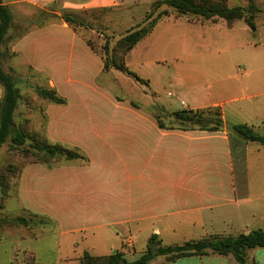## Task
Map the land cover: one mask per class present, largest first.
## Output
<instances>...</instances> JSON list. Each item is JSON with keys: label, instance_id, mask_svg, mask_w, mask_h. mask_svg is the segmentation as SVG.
Returning a JSON list of instances; mask_svg holds the SVG:
<instances>
[{"label": "crops", "instance_id": "0c3cea01", "mask_svg": "<svg viewBox=\"0 0 264 264\" xmlns=\"http://www.w3.org/2000/svg\"><path fill=\"white\" fill-rule=\"evenodd\" d=\"M0 1L11 13V30L16 23L31 24L11 44L6 40L7 74L18 77L20 95L14 122L22 101L36 96L43 121L39 133L49 143L84 157L22 165L5 197L6 205L0 207L2 219L29 215L44 224L51 221L61 243L90 234L87 253L96 257L118 251L105 247L103 240L119 232L124 246L133 248V242L132 246L124 242L129 237L133 241L131 229L141 236H162L161 246L172 245L168 241L264 232V145L227 129L247 125L264 136V62L260 65L264 55L254 50L257 45L252 40L244 39L236 47L247 58L233 60L223 69V59L207 52L206 46L185 34L171 35L192 24L182 18L164 19L126 54V70H105L104 56L92 49V33L82 29L77 16L108 9L105 0ZM64 15L77 24L65 23ZM47 17L55 20L46 22ZM128 72L143 80L135 78L133 87L128 85L135 101L111 87L114 79L131 82ZM105 76L111 85L105 83ZM35 87L54 90L65 103L41 99ZM2 96L0 86V100ZM157 105L169 112L219 109L223 127L216 131L162 128L151 111ZM9 200L16 202V217L6 216ZM31 225L18 223L13 235L0 231V244L2 236L38 242L48 232L40 223ZM72 242L78 245L75 239ZM147 248L123 259L134 262ZM31 251L14 250L9 264H20V252L21 264H38ZM80 256L69 254L60 260L73 264ZM148 264L238 263L231 255L208 253L174 262L156 256ZM247 264H264V248L249 250Z\"/></svg>", "mask_w": 264, "mask_h": 264}, {"label": "rangeland", "instance_id": "374dc122", "mask_svg": "<svg viewBox=\"0 0 264 264\" xmlns=\"http://www.w3.org/2000/svg\"><path fill=\"white\" fill-rule=\"evenodd\" d=\"M226 5L228 7H243L247 9L248 7V1L249 0H225ZM115 3H111V0H105V4L108 7V9L103 10H95L93 12H87L86 14L83 13H77L78 19L81 20L84 24V27L82 29H85L87 33H92V35L89 37V43L92 47V49L95 52H99L102 56H104L103 47L105 44H108V57H111L115 59L116 61H120V51L114 50L116 43L119 39H121L123 36L126 35V33L134 28H142L148 25L153 19L157 16L158 13L166 11L167 15L162 16L157 23L160 20L169 19V18H182V21H187L190 24H192L191 28L185 30V31H173L171 34L172 36H180L185 34V36L188 39H195L199 44L204 45L207 47V52L215 53V56L218 55L220 59H223V69H227L230 66V63H232L233 60H237L242 58H247L245 51H237L236 47L239 46L238 44H241L244 39H249L254 42V44L257 45L256 49L259 56L264 55V0H253L254 4L256 5L258 11L254 14L253 23L254 28H249L246 24V19L248 18V13L245 12L243 19L240 21H236L233 24L228 25L224 20L222 19H214V20H205L200 17L196 16H177L175 12L169 8L166 5L160 6L158 9H154L156 0H115ZM60 8V7H59ZM56 9V7L54 8ZM63 12V11H62ZM14 17L17 18L18 14H16V11H14ZM148 18V19H147ZM46 22L55 20L50 19V17L45 18ZM170 20V19H169ZM168 20V21H169ZM171 21V20H170ZM77 24V21H75ZM156 23V24H157ZM162 25V24H161ZM76 28L78 26L73 25ZM14 29L10 30L8 33V37L6 39L7 42L10 44L17 39L20 35L25 33L28 29L31 28V24L25 23H16L14 24ZM243 28H246L245 31H243ZM162 29L159 31L161 32ZM168 38V36H167ZM163 38V39H167ZM204 39V40H203ZM6 44V50L4 54V58L2 60V68L5 73H8V48L9 44ZM245 42V41H244ZM210 47V49L208 48ZM257 56L254 55L253 59H255ZM249 59H251L249 57ZM231 61V62H230ZM260 62L263 64V59L260 57ZM227 67H226V66ZM229 65V66H228ZM260 73H263L260 71ZM264 74V73H263ZM133 76H135L132 73ZM132 75L129 76V79L131 80L126 83L118 82L114 79L113 86L107 81L108 77L105 76V83H109L119 96H122L126 100H132L135 101L137 99V96L135 95L134 90H131L128 88V85L133 87V83H135L136 80L143 82V80L138 79L136 76L133 77ZM14 76V75H12ZM126 77V76H124ZM16 81H18V77L14 76ZM127 78V77H126ZM177 98V97H175ZM37 98L36 96L25 98L22 101L21 107L19 109V112L16 116V122L15 124L20 126L26 133L29 134L28 139L26 140L25 145L20 146L17 149H12L9 145V142L3 144L0 147V172H1V178H8L9 177V189L8 191L11 192L14 187V181L17 177L18 169L26 163L27 160L36 161L37 159H43V154L38 153L36 149H33V145L36 143V141L32 140V134L36 133L40 136L38 138L39 141H43L44 137L41 132V128L43 125L41 113L39 112L37 108ZM180 104L183 105V102L180 101ZM212 110V109H211ZM219 110V109H218ZM153 116H155L159 124L162 128L166 129H178L182 130L184 128L191 127L188 124L180 123L178 120H176L173 116L174 112L167 111L164 107H161L160 105L152 106L151 108ZM200 111V110H197ZM214 110L210 111L211 114L215 113ZM207 111L206 113H208ZM220 112V111H219ZM195 127V126H193ZM221 126L220 128H222ZM227 129L229 127L227 126ZM26 150H29L28 153H25ZM63 157L58 158V162L62 161ZM51 163H53L54 160H50ZM8 165H13L14 169L8 174L4 169ZM6 170V169H5ZM13 193V191H12ZM5 198L2 197V193L0 191V207L3 206ZM4 205H6V201L4 202ZM18 213L16 202L13 200L8 201V208L6 216L8 217H16ZM24 216V215H22ZM3 216L0 211V231L6 232L9 235H13L14 231H16V228H19L20 226H17L18 223H13L10 220V223L2 222ZM25 219L29 221V225L31 223L35 222L40 223L41 225L45 226L46 229L48 228V232L45 233L44 237H42L38 242L36 241H29L28 242H19L17 241L16 235L14 236H2L4 240L0 244V264H9L10 257L14 255V250H26V248L32 249L34 252L31 251L32 254H34L35 260L38 264H55L56 261L59 259L58 264H69L68 262H63L60 259H64L66 256L68 257L69 254L72 255H81L79 259H75L73 264H80V259L82 257V253L84 251H88V246L92 242V237L90 234L87 235H77L75 237H72V239H75L76 244L74 245V242L65 240L60 241L59 233L56 230H52V224L51 221H44L42 223V220H39L36 217H30L25 216ZM44 220V219H43ZM8 221V220H7ZM17 226V227H16ZM32 226V225H31ZM115 233V232H114ZM130 235L132 236V242H133V248H127L124 246L123 242H121V233L119 232L116 237L112 238L111 235H109V240H103V244L105 247L110 248L112 247L113 250H118L117 252L121 254L122 258L123 256H138L142 253V251L145 249V247L148 245L150 236H141L135 234V230L131 229L129 230ZM161 237L157 235V239L159 244H161ZM212 237V236H211ZM130 238V237H129ZM209 237H204L198 240L206 239ZM190 241H197V240H190ZM187 241V242H190ZM169 244L173 245H182L185 242H182L180 240L177 241H168ZM60 244V245H59ZM161 246V245H159ZM166 247V246H162ZM29 253V251H28ZM111 255V254H109ZM107 255V256H109ZM22 257L24 255L22 252L17 256L18 262L21 264ZM191 257V256H190ZM127 259H130L127 257ZM165 260L168 262L167 258L165 257ZM235 260V259H234ZM174 262V261H173ZM246 263H247V257H246ZM14 264H16L14 262Z\"/></svg>", "mask_w": 264, "mask_h": 264}, {"label": "trees", "instance_id": "16d2710c", "mask_svg": "<svg viewBox=\"0 0 264 264\" xmlns=\"http://www.w3.org/2000/svg\"><path fill=\"white\" fill-rule=\"evenodd\" d=\"M247 9L243 7H228L225 0H156L154 9H158L162 5H166L171 8L177 16H196L205 20L222 19L228 25L240 21L243 19L244 13H248L246 24L249 28H254L253 18L254 14L258 11L253 0L248 1ZM47 15V13H42ZM167 12L163 11L157 14V16L148 23L147 26L142 28H134L129 30L125 36L118 40L114 50L120 51V61L108 57V44L103 47L104 52V69L110 68L124 71L125 64L124 58L126 54L132 50L135 45L144 39L154 28L157 21L166 16ZM39 18V22L42 18ZM51 18H57L52 15ZM148 19V18H147ZM62 20L68 24L76 23L75 19L69 15H64ZM11 13L9 9L2 5L0 1V62L3 57L2 46L6 42L7 35L12 29ZM132 75V73H129ZM133 76V75H132ZM135 77V76H133ZM17 81L11 75L4 73L0 67V86L3 88V96L0 100V147L9 142L12 149H17L20 146L25 145L29 134L26 133L20 126L14 122V112L17 108L18 100L20 98L19 91L17 89ZM36 95L41 99L55 104H64L65 101L60 99L54 90L35 87ZM214 110L212 113L210 111ZM206 109L200 111H176L173 116L180 123L188 124L191 127L195 126L200 130L216 131L222 126L221 115L218 109ZM209 111L208 113H206ZM160 126V125H159ZM230 130L238 133L244 140L255 141L264 145V136L258 134L253 130V127L247 125L228 126ZM32 140L36 143L32 146L38 153L43 154V159H37L36 161L27 160V163H42L50 164V160H58L63 157L65 160H83L84 157L79 155L76 151L67 149L59 144H51L46 139L39 141L38 134H32ZM26 150L25 153H28ZM6 169V170H5ZM4 171L8 174L14 169L13 165H8ZM20 169V168H19ZM19 169L17 175L19 173ZM0 172V191L2 197L5 198L8 194L9 177L1 178ZM2 222L10 223L11 221L2 220ZM13 223H20L25 226L29 225V221L24 218H18ZM255 248H264V232L260 230L252 231L248 234H239L237 236L218 237L212 236L206 239L185 242L182 245H173L162 247L159 246L157 235H152L148 242L147 251L136 261L126 262L120 253L116 252L109 256H91L89 253H83L80 264H148L156 256H165L168 262H173L180 258L190 256H203L208 253L227 256L231 255L238 264H247L246 257L247 252Z\"/></svg>", "mask_w": 264, "mask_h": 264}, {"label": "built area", "instance_id": "2783aa9c", "mask_svg": "<svg viewBox=\"0 0 264 264\" xmlns=\"http://www.w3.org/2000/svg\"><path fill=\"white\" fill-rule=\"evenodd\" d=\"M124 240H125L124 242L127 246H132V241L129 238H125Z\"/></svg>", "mask_w": 264, "mask_h": 264}]
</instances>
